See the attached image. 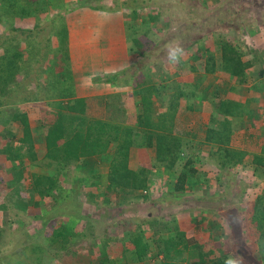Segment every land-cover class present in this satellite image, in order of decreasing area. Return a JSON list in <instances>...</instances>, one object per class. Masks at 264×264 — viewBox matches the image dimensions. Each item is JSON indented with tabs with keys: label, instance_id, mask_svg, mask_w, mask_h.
I'll return each mask as SVG.
<instances>
[{
	"label": "rangeland",
	"instance_id": "374dc122",
	"mask_svg": "<svg viewBox=\"0 0 264 264\" xmlns=\"http://www.w3.org/2000/svg\"><path fill=\"white\" fill-rule=\"evenodd\" d=\"M117 1L93 3L107 9L130 10L127 38L131 61L127 59V68L112 75L116 78L113 84L106 79L110 75L100 79L111 84L119 95L87 98L92 133L120 141L125 137V127L137 126L143 112L137 92L142 76L159 83L161 77H166L174 87L173 83L178 82L188 91L199 82L196 91L206 95L207 103L234 99L256 110L254 121L248 115L231 120V147L246 153L244 163L222 166L217 155L219 147L206 141L211 116L217 109L210 103L203 106L197 98L191 102L182 99L174 131L189 146H185L182 159L173 168L175 174L162 163L159 165L155 148L133 147L130 165L133 169H149V189L108 194L111 162L118 153L115 140L102 155L80 163V169L76 163L71 164L54 190L56 197L33 192V173L52 177L56 172L55 163L46 156L48 125L55 114H69L61 105L77 98L66 96L74 91L72 70L68 59L58 51L61 42L57 27L63 21L67 26L69 12L53 8L37 17L16 18L14 28L1 23L0 57L6 49L13 51L19 45L21 68L9 85L4 87L0 82V264H97L102 241L109 242L108 252L116 264H155L163 259L159 251L164 243L154 241L153 231L162 232L155 237L165 239L175 226V234H183L180 238L191 249L206 253L210 262L224 259L228 264H264L261 237L251 220L256 205L264 206V164L256 160L264 159V35L252 33L253 28L264 26V0ZM133 10L138 13L136 20L132 18ZM135 37L141 40V49L134 43ZM221 40L229 41L244 51L247 59L255 61L243 81L223 72L205 71L206 50L219 56ZM175 44L184 49V56L172 64L166 52L167 46ZM131 47L136 50L132 52ZM201 48L205 51L201 52L203 58L194 60ZM61 63L65 65L64 72ZM232 86L236 91H231ZM169 102L168 94L155 105ZM191 103L196 110L188 109ZM18 113L27 115L28 127L14 119ZM158 121L154 115L155 129H159ZM9 128H14V139L5 136ZM23 133L35 143L36 164L27 158L26 164H20L5 152L22 148ZM188 159L194 161L198 173L188 179L185 190L178 191L177 175ZM17 173L22 176L20 182H16ZM74 221L71 251L60 253L51 240L53 232ZM153 221L154 228L150 224ZM141 230L146 231L152 252L151 257L138 263L133 257L131 236ZM195 244L202 248L197 249ZM190 259V250L183 251L180 262L192 264Z\"/></svg>",
	"mask_w": 264,
	"mask_h": 264
},
{
	"label": "trees",
	"instance_id": "16d2710c",
	"mask_svg": "<svg viewBox=\"0 0 264 264\" xmlns=\"http://www.w3.org/2000/svg\"><path fill=\"white\" fill-rule=\"evenodd\" d=\"M53 8L68 12L71 10L70 6H67L65 3V0H0V24L5 23L9 27L14 28L16 18L37 17L41 13H48L49 10ZM137 17V11L133 10V20H136ZM151 19L154 20L153 17H151ZM59 25L60 27H57L59 29L57 35L59 36L61 43L58 51L63 54L62 57H65L63 59L67 58L68 62H70L68 27L64 21L60 22ZM133 40L137 47L141 49L143 46L141 40L137 37ZM218 45L219 56L210 50H206L207 57H205V71L209 74L223 72L234 77L238 82L243 81L249 71L255 66V61L247 59L244 51L232 45L227 40L219 41ZM19 48V45H17L16 50L14 49L12 51L11 49H6L4 55L0 57V62L3 61V65L2 63L0 64V82L4 87L9 85L20 72L21 66L19 64V55L21 52L19 51ZM135 50L136 49L131 47L132 52ZM201 52L205 51L202 50V48L199 49L193 56L194 60L198 61L203 58ZM181 64L184 65V62H181ZM60 66L62 71L65 70L64 63H61ZM145 74H147V72ZM146 76H142L137 83V92L141 99L143 112L138 117L137 126L125 127V137L120 141L117 140L119 138H114V140L105 139L92 133V123L88 121L87 111L89 106L87 98H74L68 100L65 105H61V107L68 110L70 113L59 112L58 114H55V119L48 125L46 135V156L55 163L56 172L52 177L33 173V186L31 187L33 192L36 191L45 196L56 197L54 190L59 187L58 183L60 177L65 174V170L71 164L76 163L78 166L77 168L80 169L84 160L102 155L108 150L111 144L115 142V140L118 141V153L111 162L110 183L107 186L108 194L112 192L139 193V191L141 192L149 189V169H133L130 165V153L133 147L139 149L155 148L156 159L159 165L162 163L166 166L167 170H170L171 174H175V172L172 173V170L177 161L182 159L183 150L186 148L185 146L188 145L182 135H179V133L174 131L181 100L185 99L186 101L191 102L193 98H197L198 102L203 103L204 106V104L207 103L206 95H200L197 93L196 89L200 86L199 82L194 83L196 88L188 91L178 82L173 83L176 84L174 87L168 82V78L166 77H161L159 83L150 82ZM109 80L114 81L116 78L111 77ZM231 91H236V87L232 86ZM168 94L170 96V102L168 105L162 103L161 106L156 107L155 102L162 101V99ZM72 95H74L73 91H69L66 96L71 97ZM255 99L256 98H253V100ZM208 103L213 105L212 107L216 108L217 111L211 116L210 127L207 129L206 141L219 147L217 155L222 161V166H238L243 164L246 153L231 147L232 136L234 133L231 120L242 119L248 115V117L250 116V119L254 121L256 110L248 106L249 103L243 105L234 99H223L219 100L217 103L212 101ZM113 107L115 108L116 106ZM188 109L194 111L196 110V107L191 103L188 106ZM154 115L159 117V129L154 128L152 122ZM14 119L20 120L26 127L29 126L28 117L23 113L16 114ZM9 129L8 134L5 136L14 139V128ZM22 141L20 142L24 147L21 146V149H19V147H12V150L7 149L5 152L11 153L15 159H18L20 164L27 163L24 161L25 158L29 159L32 164H36V162H38V157L34 149L35 143H33L31 137L24 136V133ZM256 160H258L259 163L264 164L263 158L261 159V157H257ZM197 173L198 170L194 167V161L188 159L181 172L177 175L175 189L178 191L185 190L188 179L196 176ZM15 179L16 182H20L22 180L21 174L17 173ZM254 209V214L251 216V220L254 222L255 229L261 237L259 240V246L262 251V258L264 259V206L262 204L256 205ZM150 224L154 228L156 223L153 221ZM74 226L75 221L68 224L64 223L54 230L51 240L57 245L56 247L60 253L64 254V252L71 251L70 246L75 233ZM177 229L178 226H175L173 229L174 231H169V234L165 239L161 237L156 238L155 235H161L162 232L156 231V229L153 231L154 241L156 243H164V248L159 251V253L163 254V259L158 260L155 264H182L180 262V257L182 252L187 249L190 250V262L192 264H228L224 259L210 262L205 255L206 253L191 249L190 244L180 238L183 234L179 236L175 234ZM145 234L146 231L141 230L131 236V240L135 246L133 257H135V260L138 263L151 257V242L149 239H146ZM211 238L213 240L216 239L214 236ZM108 243L109 242L107 241H102L103 247L101 250V258L97 260V264H116V261L111 259L109 255ZM195 246L197 249L202 248L198 247L199 244H195Z\"/></svg>",
	"mask_w": 264,
	"mask_h": 264
},
{
	"label": "crops",
	"instance_id": "0c3cea01",
	"mask_svg": "<svg viewBox=\"0 0 264 264\" xmlns=\"http://www.w3.org/2000/svg\"><path fill=\"white\" fill-rule=\"evenodd\" d=\"M93 1L65 0L71 7L66 22L73 93L77 98L119 95L111 84L102 83L100 79L103 75L111 78L124 71L131 61L127 38L130 10L124 7L102 8ZM257 29L258 26L253 28L255 31L252 33L264 35V26ZM110 78L106 77L107 81L114 82Z\"/></svg>",
	"mask_w": 264,
	"mask_h": 264
},
{
	"label": "clouds",
	"instance_id": "9594fccd",
	"mask_svg": "<svg viewBox=\"0 0 264 264\" xmlns=\"http://www.w3.org/2000/svg\"><path fill=\"white\" fill-rule=\"evenodd\" d=\"M167 59L170 63L176 64L181 61L184 56V49L178 44L167 46Z\"/></svg>",
	"mask_w": 264,
	"mask_h": 264
}]
</instances>
